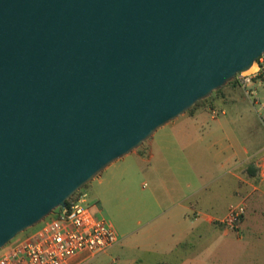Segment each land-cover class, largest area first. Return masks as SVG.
I'll use <instances>...</instances> for the list:
<instances>
[{"label": "water", "instance_id": "obj_1", "mask_svg": "<svg viewBox=\"0 0 264 264\" xmlns=\"http://www.w3.org/2000/svg\"><path fill=\"white\" fill-rule=\"evenodd\" d=\"M264 56V0H0V250Z\"/></svg>", "mask_w": 264, "mask_h": 264}, {"label": "crops", "instance_id": "obj_2", "mask_svg": "<svg viewBox=\"0 0 264 264\" xmlns=\"http://www.w3.org/2000/svg\"><path fill=\"white\" fill-rule=\"evenodd\" d=\"M207 111L189 114L190 127L180 117L131 154L149 165L155 187L137 206L135 224L123 234L115 227L122 242L105 253L112 264H264V110L237 109V118L205 125ZM239 204L246 215L238 229L219 224Z\"/></svg>", "mask_w": 264, "mask_h": 264}, {"label": "built area", "instance_id": "obj_3", "mask_svg": "<svg viewBox=\"0 0 264 264\" xmlns=\"http://www.w3.org/2000/svg\"><path fill=\"white\" fill-rule=\"evenodd\" d=\"M264 79V56L253 68L237 75L246 88L254 79ZM224 114V112H223ZM218 112H213L217 117ZM97 204L86 195L72 198L64 208L51 213L30 231L22 233L0 250V264H83L109 252L122 242L114 224L97 213ZM246 215L243 204L232 205L219 224L236 231ZM82 258L83 263H75Z\"/></svg>", "mask_w": 264, "mask_h": 264}, {"label": "rangeland", "instance_id": "obj_4", "mask_svg": "<svg viewBox=\"0 0 264 264\" xmlns=\"http://www.w3.org/2000/svg\"><path fill=\"white\" fill-rule=\"evenodd\" d=\"M229 92L231 95L227 98V93ZM234 99H237L238 104L232 103ZM199 108L209 110L207 112L210 115L207 116L208 122L204 123L205 125L211 123V117L222 119L227 114V117L237 118L235 114L237 109L241 111H263L264 79L263 77H257L254 79V83L246 88L238 83H229L220 92H214L206 100V103L196 106L192 112ZM192 112H187L182 116L179 123L190 127L193 122L190 121L189 114ZM213 112H218L217 117H213ZM244 118L247 119V117ZM262 120L264 126V117ZM147 142L133 153L140 152ZM207 158V155H204L203 163L200 162L201 164H199V184H202L201 179L206 178L207 175V171L204 170L207 167ZM199 159L201 160L202 158L199 157ZM148 167L149 165L144 163L139 157L130 154L107 168L99 177L88 184L87 188L82 189L80 195H86L88 202L97 204L102 216L110 220L118 231L123 234L129 224L132 222L133 225L135 224L134 222L137 219L134 213L137 210V206L142 204L144 197L155 187L153 181L156 176H153V174L150 176L151 174L149 173L151 172L147 171ZM212 188H215V186ZM31 229L28 230L30 231ZM19 236H22V233L17 237ZM81 260L83 259L81 258ZM83 264H112V260L109 259L108 255L103 254Z\"/></svg>", "mask_w": 264, "mask_h": 264}, {"label": "trees", "instance_id": "obj_5", "mask_svg": "<svg viewBox=\"0 0 264 264\" xmlns=\"http://www.w3.org/2000/svg\"><path fill=\"white\" fill-rule=\"evenodd\" d=\"M235 83H237V81L236 80H234L233 82H231L230 84H235ZM221 90H219V91H216V92H220ZM201 103H206V100L205 101H202V102H199V103H197L192 109H190L189 111H188V113L189 112H192L193 111V109L196 107V106H198V105H200ZM88 187V185L87 186H85L84 188H87ZM83 188V189H84ZM80 193H81V191L80 192H78L77 194H75L74 195V197L73 198H75L76 196H80ZM70 201L71 200H69L68 202H67V204H69L70 203Z\"/></svg>", "mask_w": 264, "mask_h": 264}, {"label": "bare ground", "instance_id": "obj_6", "mask_svg": "<svg viewBox=\"0 0 264 264\" xmlns=\"http://www.w3.org/2000/svg\"><path fill=\"white\" fill-rule=\"evenodd\" d=\"M210 108V107H209Z\"/></svg>", "mask_w": 264, "mask_h": 264}]
</instances>
